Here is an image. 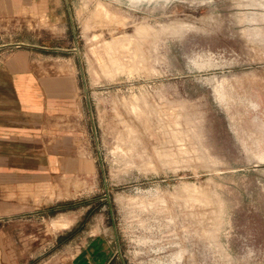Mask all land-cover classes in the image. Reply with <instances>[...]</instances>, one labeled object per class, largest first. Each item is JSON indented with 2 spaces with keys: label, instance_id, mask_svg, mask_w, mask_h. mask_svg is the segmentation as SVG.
I'll return each instance as SVG.
<instances>
[{
  "label": "rangeland",
  "instance_id": "374dc122",
  "mask_svg": "<svg viewBox=\"0 0 264 264\" xmlns=\"http://www.w3.org/2000/svg\"><path fill=\"white\" fill-rule=\"evenodd\" d=\"M13 5L0 34L74 93L40 139L56 169L0 178L19 259L264 264V1Z\"/></svg>",
  "mask_w": 264,
  "mask_h": 264
},
{
  "label": "crops",
  "instance_id": "0c3cea01",
  "mask_svg": "<svg viewBox=\"0 0 264 264\" xmlns=\"http://www.w3.org/2000/svg\"><path fill=\"white\" fill-rule=\"evenodd\" d=\"M13 6V0H0V15H10ZM36 48L0 34V178L7 185L26 184L22 179L29 172L38 178L45 175L46 169H56L54 159L45 161L41 156L44 146L40 139L46 119L60 114L74 96L73 81L68 76L46 68L45 63L37 64ZM6 210L1 205L0 212ZM3 216L0 215V222ZM62 220L70 219L61 217L53 224ZM6 235H14L12 228L0 225V264H41L28 256L19 259V247L8 242Z\"/></svg>",
  "mask_w": 264,
  "mask_h": 264
},
{
  "label": "flooded vegetation",
  "instance_id": "af4514ba",
  "mask_svg": "<svg viewBox=\"0 0 264 264\" xmlns=\"http://www.w3.org/2000/svg\"><path fill=\"white\" fill-rule=\"evenodd\" d=\"M264 1V0H263ZM180 33V32H179ZM258 34V33H257ZM253 35V34H252ZM256 35V34H255ZM259 36V34H258ZM254 37V35H253ZM209 63V62H208ZM212 64V63H211ZM221 89V88H220ZM217 93L221 94V91L217 89ZM256 109H258L261 114L264 116V98L260 95L259 97L256 98ZM249 159V158H248ZM250 160V159H249ZM264 160V155H260L259 156V163H262V161Z\"/></svg>",
  "mask_w": 264,
  "mask_h": 264
},
{
  "label": "bare ground",
  "instance_id": "6f19581e",
  "mask_svg": "<svg viewBox=\"0 0 264 264\" xmlns=\"http://www.w3.org/2000/svg\"><path fill=\"white\" fill-rule=\"evenodd\" d=\"M164 14V13H163ZM170 14V13H169ZM165 16V15H164ZM162 17V16H161ZM167 17V16H166ZM154 18V17H153ZM150 21V20H149ZM166 22V21H165ZM168 25H170V29H173V31H174V33H179L180 31H182V28H183V26L181 25V24H179L180 26L179 27H174L173 25H172V23H169ZM167 28H169V27H167ZM144 101V100H143ZM144 103H145V101H144ZM145 110V109H144ZM147 112V111H146ZM159 120V119H158ZM153 122V121H152ZM158 125V124H157ZM157 127V126H156ZM143 129V128H142ZM235 169V168H234ZM216 171V170H215ZM64 224H66L65 222H64ZM64 226V225H63Z\"/></svg>",
  "mask_w": 264,
  "mask_h": 264
}]
</instances>
